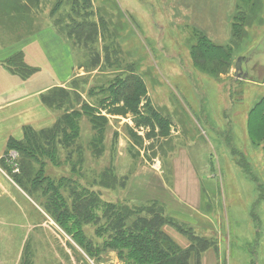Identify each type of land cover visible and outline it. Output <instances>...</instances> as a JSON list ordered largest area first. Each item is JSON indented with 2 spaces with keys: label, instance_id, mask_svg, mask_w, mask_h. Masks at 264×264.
<instances>
[{
  "label": "rangeland",
  "instance_id": "374dc122",
  "mask_svg": "<svg viewBox=\"0 0 264 264\" xmlns=\"http://www.w3.org/2000/svg\"><path fill=\"white\" fill-rule=\"evenodd\" d=\"M57 1L0 0V45L55 29L75 64L64 88L76 108L84 103L104 121V147L92 154L94 131L83 115L80 161L75 144L59 148L61 163L45 159L40 177L69 178L105 202L159 201L183 228L220 246L219 264H264V0L80 1L74 9L91 12L96 34L77 31L84 20L67 0L51 13ZM25 52L42 67V83L49 68L38 59V41ZM131 78L141 82L139 101L123 106L113 92ZM17 158L8 150L0 173L11 179ZM102 172L116 175L114 188L99 183ZM10 190L11 199L0 198V264H122L112 250L93 248L89 256L73 238L71 213L49 214L17 184ZM60 196L71 204L68 191ZM190 198L199 199L203 215L192 214ZM96 227L82 231L90 247L103 249Z\"/></svg>",
  "mask_w": 264,
  "mask_h": 264
},
{
  "label": "trees",
  "instance_id": "16d2710c",
  "mask_svg": "<svg viewBox=\"0 0 264 264\" xmlns=\"http://www.w3.org/2000/svg\"><path fill=\"white\" fill-rule=\"evenodd\" d=\"M67 1L71 4V11L75 10L74 7L79 6L80 1L85 4L84 0ZM60 3L61 1L58 0L53 5L51 13L56 11ZM78 9L74 11V15L82 17L84 21L77 31L83 33L86 30L96 34L95 23L87 22L91 12L87 10L79 12ZM14 54L5 62L11 72L22 78H27L36 71L35 68L29 67L23 62L21 50ZM118 84L117 89L113 92L115 102L121 101L123 106H127L129 101L138 100L139 94L136 91L141 85L140 80L131 78L128 82L122 80ZM112 87L114 85L110 88ZM72 97L71 92L62 87L48 90L42 95V102L53 112L63 110L56 117L54 123L47 128L38 130L25 126L21 139L10 138L7 141V151L14 150L18 157L14 162L18 166L17 173L10 176L13 182L29 197L35 196L34 200H39L40 207L47 213L60 214L61 216L71 213V217L75 220L73 238L91 257L95 255L93 250L95 248L97 254L105 250L115 251L122 264H200L201 254L215 245L207 237L196 235L183 228L173 217L165 213L164 207L159 201L153 200L149 204L131 207L120 202H105L96 192L89 191L80 184L76 186L69 178L54 182L46 181L45 177H40L45 159L58 165L61 163L58 159L59 148L75 144L77 160L80 161L82 151L77 140H79L78 130L83 115L88 116V121L94 131L90 141L92 154L99 156L103 152L104 121L99 116L92 114L91 108H88L84 103L80 108H76L73 105ZM127 108L134 110V106L129 105ZM72 154V152H68L65 158L71 160ZM31 164H39L40 168H29ZM22 172L27 176L26 182L31 185L29 189L25 188ZM116 179L113 172L109 175L107 172H102L99 183L102 186L114 188L117 185ZM43 180L45 184L41 185ZM62 190L68 191L70 205H66L60 196ZM96 214H100V216ZM89 223L99 226L96 227V232L105 237L101 243L104 250L101 247H90L92 242L82 231V227ZM165 226H172L186 235L189 241L188 246L184 248L179 246L167 234Z\"/></svg>",
  "mask_w": 264,
  "mask_h": 264
},
{
  "label": "crops",
  "instance_id": "0c3cea01",
  "mask_svg": "<svg viewBox=\"0 0 264 264\" xmlns=\"http://www.w3.org/2000/svg\"><path fill=\"white\" fill-rule=\"evenodd\" d=\"M33 41H38V45L42 50L41 54H38V59L45 58L48 63V78L42 83H40V77L36 78L42 67L38 63L35 65V62L32 61L33 54H26L25 52V46ZM19 50L23 52L21 54L23 62L36 70L27 78H22L11 72L5 64ZM74 68L71 48L63 41L60 34L52 28L38 30L27 39L16 44L0 45V159L7 153V141L10 138L21 139L25 126L38 130L47 128L54 123L55 114L42 102L41 97L54 87L64 88L66 83L70 81ZM6 81H9L10 84ZM28 83L33 84L34 87ZM36 84H39V86ZM25 85H28L31 89L25 90ZM15 93H18L16 97H14ZM11 180L4 173H0V198H3V200L12 197L10 192L11 183L14 185L15 183ZM188 201L190 202H187V207L191 208L193 215L196 214L198 217L199 214H202L198 210V206H200L198 205V198H190ZM207 217L210 219L208 215ZM165 231L179 246L183 248L188 246L189 241L184 242L182 239L184 235L175 228ZM219 251V245L206 249L201 254L200 264H219Z\"/></svg>",
  "mask_w": 264,
  "mask_h": 264
},
{
  "label": "water",
  "instance_id": "95a60500",
  "mask_svg": "<svg viewBox=\"0 0 264 264\" xmlns=\"http://www.w3.org/2000/svg\"><path fill=\"white\" fill-rule=\"evenodd\" d=\"M242 58H243L242 56H239L237 58L236 62H235V66H234V69H235L234 75H235V77H239V75H240Z\"/></svg>",
  "mask_w": 264,
  "mask_h": 264
}]
</instances>
